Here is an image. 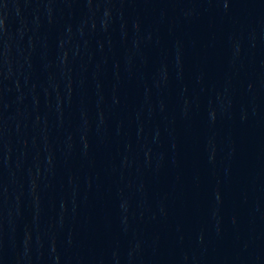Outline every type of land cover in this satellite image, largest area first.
Returning a JSON list of instances; mask_svg holds the SVG:
<instances>
[{"label":"water","instance_id":"95a60500","mask_svg":"<svg viewBox=\"0 0 264 264\" xmlns=\"http://www.w3.org/2000/svg\"><path fill=\"white\" fill-rule=\"evenodd\" d=\"M222 0H0V264H204Z\"/></svg>","mask_w":264,"mask_h":264}]
</instances>
